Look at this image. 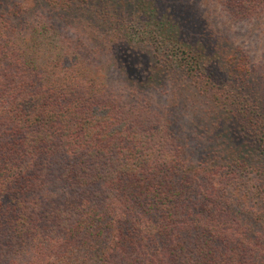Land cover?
<instances>
[{"label": "trees", "instance_id": "trees-1", "mask_svg": "<svg viewBox=\"0 0 264 264\" xmlns=\"http://www.w3.org/2000/svg\"><path fill=\"white\" fill-rule=\"evenodd\" d=\"M0 264H264V0H0Z\"/></svg>", "mask_w": 264, "mask_h": 264}, {"label": "rangeland", "instance_id": "rangeland-1", "mask_svg": "<svg viewBox=\"0 0 264 264\" xmlns=\"http://www.w3.org/2000/svg\"><path fill=\"white\" fill-rule=\"evenodd\" d=\"M149 5L145 9H148ZM218 16L216 19V25L218 26V32L224 34L227 38H230L232 42L241 44L243 46L251 45L252 41L247 37L246 32L251 28V25L244 24H232L228 20L224 19L222 14H215ZM148 25L143 22H133V28L128 32V37L137 43H144L143 41L149 38V30H153L157 35L167 36L170 32L174 33L175 28L172 22L169 20L168 13H160L155 17L147 16ZM159 26L161 29H159ZM254 30V28H253Z\"/></svg>", "mask_w": 264, "mask_h": 264}]
</instances>
